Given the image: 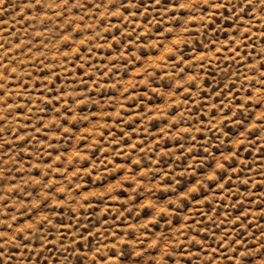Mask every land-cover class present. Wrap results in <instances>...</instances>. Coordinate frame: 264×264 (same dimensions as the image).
Listing matches in <instances>:
<instances>
[{"label":"rangeland","instance_id":"1","mask_svg":"<svg viewBox=\"0 0 264 264\" xmlns=\"http://www.w3.org/2000/svg\"><path fill=\"white\" fill-rule=\"evenodd\" d=\"M2 264H264V0H2Z\"/></svg>","mask_w":264,"mask_h":264},{"label":"snow or ice","instance_id":"2","mask_svg":"<svg viewBox=\"0 0 264 264\" xmlns=\"http://www.w3.org/2000/svg\"><path fill=\"white\" fill-rule=\"evenodd\" d=\"M65 2H67V0H65ZM249 2H251V0H249ZM0 3H2V0H0ZM157 3H159V0H157ZM0 264H2V262H0Z\"/></svg>","mask_w":264,"mask_h":264}]
</instances>
